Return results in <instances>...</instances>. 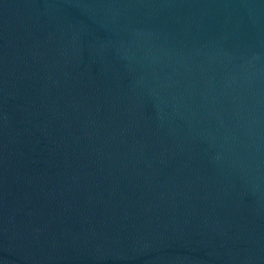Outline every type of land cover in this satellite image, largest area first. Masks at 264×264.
<instances>
[{
	"label": "water",
	"instance_id": "1",
	"mask_svg": "<svg viewBox=\"0 0 264 264\" xmlns=\"http://www.w3.org/2000/svg\"><path fill=\"white\" fill-rule=\"evenodd\" d=\"M0 264H264V0H0Z\"/></svg>",
	"mask_w": 264,
	"mask_h": 264
}]
</instances>
